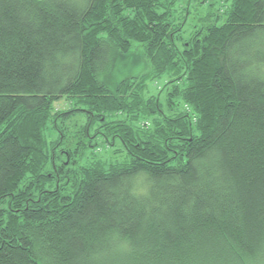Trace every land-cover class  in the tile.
Instances as JSON below:
<instances>
[{
	"label": "trees",
	"instance_id": "16d2710c",
	"mask_svg": "<svg viewBox=\"0 0 264 264\" xmlns=\"http://www.w3.org/2000/svg\"><path fill=\"white\" fill-rule=\"evenodd\" d=\"M0 264H264V0H0Z\"/></svg>",
	"mask_w": 264,
	"mask_h": 264
},
{
	"label": "rangeland",
	"instance_id": "374dc122",
	"mask_svg": "<svg viewBox=\"0 0 264 264\" xmlns=\"http://www.w3.org/2000/svg\"><path fill=\"white\" fill-rule=\"evenodd\" d=\"M218 2V0H214ZM204 8L201 10V12ZM148 65V61L143 53L142 46L139 43L134 42L130 50L124 55H117L115 57V73L118 76L123 75L125 70H130L132 74H137L141 71H144ZM164 79L157 78L152 80L150 88L151 90H157L160 85H162ZM64 103L59 101L56 105L61 106Z\"/></svg>",
	"mask_w": 264,
	"mask_h": 264
}]
</instances>
